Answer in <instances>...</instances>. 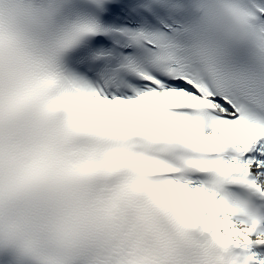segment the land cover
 Returning a JSON list of instances; mask_svg holds the SVG:
<instances>
[{
  "label": "snow or ice",
  "instance_id": "obj_1",
  "mask_svg": "<svg viewBox=\"0 0 264 264\" xmlns=\"http://www.w3.org/2000/svg\"><path fill=\"white\" fill-rule=\"evenodd\" d=\"M26 157L79 205L66 264H264V0H0Z\"/></svg>",
  "mask_w": 264,
  "mask_h": 264
},
{
  "label": "clouds",
  "instance_id": "obj_2",
  "mask_svg": "<svg viewBox=\"0 0 264 264\" xmlns=\"http://www.w3.org/2000/svg\"><path fill=\"white\" fill-rule=\"evenodd\" d=\"M78 207L74 194L58 185L54 170L39 157L0 161V244L15 240L23 264L71 259L69 222Z\"/></svg>",
  "mask_w": 264,
  "mask_h": 264
}]
</instances>
